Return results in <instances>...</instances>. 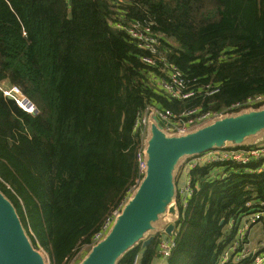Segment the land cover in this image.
Segmentation results:
<instances>
[{"label": "trees", "instance_id": "16d2710c", "mask_svg": "<svg viewBox=\"0 0 264 264\" xmlns=\"http://www.w3.org/2000/svg\"><path fill=\"white\" fill-rule=\"evenodd\" d=\"M131 21L154 23L160 51L192 81L195 97L165 94L155 80L166 76L164 63L143 62L147 51L114 24ZM3 81L39 112L0 89V190L49 263L67 264L134 184L140 110H216L264 93V0H0ZM207 84L219 91L206 95ZM191 174L195 192L167 264H218L235 238L229 220L264 199V172L221 162ZM164 234L117 264H132L138 252L151 264Z\"/></svg>", "mask_w": 264, "mask_h": 264}, {"label": "water", "instance_id": "95a60500", "mask_svg": "<svg viewBox=\"0 0 264 264\" xmlns=\"http://www.w3.org/2000/svg\"><path fill=\"white\" fill-rule=\"evenodd\" d=\"M261 131L264 105L226 114L184 134H167L157 119L151 118L146 174L107 236L92 246L79 264H117L125 252L141 241L146 247L155 233L173 235L180 220L176 181L183 162L216 148L256 145L244 142ZM160 218L163 222L156 226ZM0 264H47L28 236L14 204L1 190Z\"/></svg>", "mask_w": 264, "mask_h": 264}, {"label": "built area", "instance_id": "2783aa9c", "mask_svg": "<svg viewBox=\"0 0 264 264\" xmlns=\"http://www.w3.org/2000/svg\"><path fill=\"white\" fill-rule=\"evenodd\" d=\"M119 1L122 2L124 0ZM114 24L116 27L126 30L136 41L137 45L144 51H147V54L142 56L143 62L150 66H158L164 63L160 71L165 73L166 76H162V78L157 76L155 80L167 96L172 99L187 101L197 95L195 85L191 83L192 81L188 80L176 65L168 63L160 51L161 35L153 29L154 23L152 21H131L127 25H123L120 22ZM193 80L195 81L196 79ZM0 89L5 96L14 100L26 112L33 115L39 112L37 105L23 92L21 87L17 85H6L0 82ZM204 89L206 95H213L219 91V88L212 84H207ZM263 105L264 93H257L248 96L244 100L233 102L216 110L191 107L176 112L170 108H160L152 104L140 110L133 128L134 133H138L139 140L136 151L138 165L137 177L121 203L94 233L91 242L85 246L92 247L107 236L117 217L145 176L147 170L146 142L151 118L157 119L162 130L167 134H184L226 114H232L250 108H259ZM221 162L238 164L242 166L243 171L246 173L254 174L264 172V144L239 148H216L197 155L184 163L180 171V174L184 177V181L182 185L177 181V200L182 209L180 219L183 217L189 201L195 192L191 174L192 170L199 166ZM253 163L257 165L255 167L251 166ZM245 206L248 210L239 218L229 220L228 226L235 229V238L223 251L218 264H227L233 259L237 262H243V264H264V237L258 243L252 244L250 242L252 226L264 220V199L250 200ZM180 227L181 221L179 220L176 223L173 235L169 236L165 234L161 238L157 248L161 257L168 259L171 256L177 245V235ZM141 260L142 254L138 252L134 256L132 264H142Z\"/></svg>", "mask_w": 264, "mask_h": 264}, {"label": "rangeland", "instance_id": "374dc122", "mask_svg": "<svg viewBox=\"0 0 264 264\" xmlns=\"http://www.w3.org/2000/svg\"><path fill=\"white\" fill-rule=\"evenodd\" d=\"M259 137L260 139L255 142V143H260V142H264V131H261L260 133L253 135L251 137H249L248 139L245 140L244 143H249L250 140ZM193 158V157H191ZM191 158H189L188 160H190ZM188 160H186L183 163H186ZM163 222L162 218H160V220L155 224L156 226L160 225ZM230 228V227H229ZM261 232V234H260ZM260 235V237L255 240L257 238V236ZM264 237V220L255 223L250 231V242L253 243H258L261 239H263ZM255 241V242H254ZM42 252V254L45 256L47 264L49 263V255L47 254V252L40 247V249H38ZM91 248L87 247V246H83L80 249H78V251L73 255V257L68 261L67 264H79L83 258H85L88 253L90 252Z\"/></svg>", "mask_w": 264, "mask_h": 264}, {"label": "crops", "instance_id": "0c3cea01", "mask_svg": "<svg viewBox=\"0 0 264 264\" xmlns=\"http://www.w3.org/2000/svg\"><path fill=\"white\" fill-rule=\"evenodd\" d=\"M3 83L6 84V85H8V84H7L6 82H4V81H3ZM259 139H260V138L257 137V138L254 139L253 141H250V144H251V143L253 144V143L257 142ZM255 144H256V145H257V144H264V142L255 143ZM181 169H182V167H181ZM181 169H180V171H181ZM180 171H179L178 176H177V181H179V182H180V185H182V183H183V181H184V177H182V175L180 174ZM180 177H181V178H180ZM179 178H180V180H179ZM177 181H176V184H177ZM260 234H261V232H260ZM164 236H165V234H164ZM259 237H260V235H258L257 238H256L255 240H257ZM254 242H255V241H254ZM157 248H158V246H157ZM157 248H156V256L153 258L151 264H167V263H168V259H165V258L161 257V256L159 255V252L157 251ZM141 254H142V258H143V257H144V252H141ZM141 261H142V260H141Z\"/></svg>", "mask_w": 264, "mask_h": 264}]
</instances>
